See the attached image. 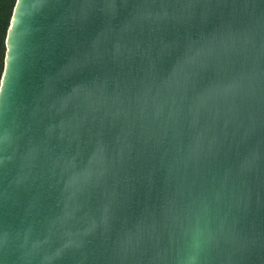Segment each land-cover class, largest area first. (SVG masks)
<instances>
[{
  "label": "water",
  "instance_id": "95a60500",
  "mask_svg": "<svg viewBox=\"0 0 264 264\" xmlns=\"http://www.w3.org/2000/svg\"><path fill=\"white\" fill-rule=\"evenodd\" d=\"M0 86V264H264V0H17Z\"/></svg>",
  "mask_w": 264,
  "mask_h": 264
},
{
  "label": "trees",
  "instance_id": "16d2710c",
  "mask_svg": "<svg viewBox=\"0 0 264 264\" xmlns=\"http://www.w3.org/2000/svg\"><path fill=\"white\" fill-rule=\"evenodd\" d=\"M17 0H0V86L5 69L7 35Z\"/></svg>",
  "mask_w": 264,
  "mask_h": 264
}]
</instances>
